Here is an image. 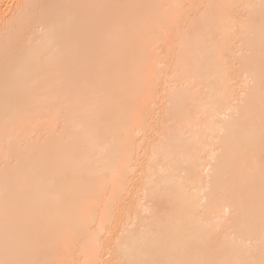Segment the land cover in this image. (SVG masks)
<instances>
[{"label": "bare ground", "instance_id": "bare-ground-1", "mask_svg": "<svg viewBox=\"0 0 264 264\" xmlns=\"http://www.w3.org/2000/svg\"><path fill=\"white\" fill-rule=\"evenodd\" d=\"M32 2L0 0V176L6 160L15 166L19 159L12 176L36 217L20 229V246L52 264H116L126 258L117 250L123 253L137 239L145 241L148 257L152 237L144 229L160 231L163 219L170 222L174 239L177 233L203 236L209 226L216 229L211 247L193 249L189 258L261 264V0H42L159 5L151 12L173 24H161L140 10L115 9L110 22L95 28L82 12L55 41L39 29L29 34L32 48L45 53L42 66L29 69L21 54L6 62L5 49L15 46L18 6ZM214 13L221 23L209 31L206 18ZM72 42L81 55L69 62L65 57ZM62 60L68 68L63 76L53 70ZM145 61L141 84L133 72ZM186 73L195 76L186 78ZM191 80L196 87L189 89L177 119L170 98ZM82 101L88 103L87 121L77 107ZM241 102L252 120H240L231 137H221V129L236 121L229 109ZM6 106L14 127L10 136L5 135ZM174 124L180 135L173 151H155ZM117 151L130 165L123 179L109 172ZM161 176L179 194L163 207L152 188L153 178Z\"/></svg>", "mask_w": 264, "mask_h": 264}, {"label": "snow or ice", "instance_id": "snow-or-ice-1", "mask_svg": "<svg viewBox=\"0 0 264 264\" xmlns=\"http://www.w3.org/2000/svg\"><path fill=\"white\" fill-rule=\"evenodd\" d=\"M21 11L18 13L19 24L14 27L15 46L13 49H5V60L14 58L16 54H21L25 60L26 67L40 68L44 61L45 53L43 51L34 50L31 46L32 41L29 36L30 33H34L39 29L40 32L46 33L52 41H55L58 31L61 28L77 23L81 19V13L85 12L89 14L88 22L95 28H100L103 24L110 22L112 17L110 15L112 10L115 9H133L140 10L148 14L149 18L158 20L161 24L172 25L166 16H161L158 13L151 12V10L157 9L161 6L150 4H75V5H54L42 0H33L32 3L18 6ZM170 7L180 9L182 5H172ZM208 7H223V6H208ZM260 7L264 10V0H261ZM53 10H58L53 15ZM178 23V21H176ZM221 23V16L219 13L210 14L206 18V24L209 31L218 27ZM264 38V34H262ZM81 51L79 45L76 42L69 44L66 51V59L71 62L72 59L79 57ZM5 69L7 71L8 65L6 63ZM147 69V61L144 64L134 69L133 75L138 83L142 84L144 79L145 70ZM56 73L63 76L68 70L67 65L62 60L53 69ZM188 76H195V73H186ZM196 80H191L190 83L185 84L182 89L178 90L170 98L172 103L177 107V119L182 116V108L184 104V98L188 94L190 88L196 87ZM69 89L72 88V83H68ZM26 82L22 85V89H26ZM262 89H264V82H262ZM79 108V114L83 121L91 119L88 111L87 101H82L77 104ZM10 109L5 108V135L10 136L14 131L13 121L9 119L8 113ZM20 109H17V114L20 113ZM235 111L236 121H230L224 128L221 129V137H231L235 130L236 124L240 120H252L246 106L243 102L233 110ZM130 116H134V110L130 111ZM180 135L179 128L174 124L171 132L168 134L167 139L162 144L156 145L155 151H160L167 148L168 151H173L175 146V139ZM259 135L262 152H264V104H262L260 119H259ZM11 154V149H8ZM185 162L180 160L179 163ZM19 159L17 164L11 166L6 160L5 167L2 176H0V264H52V262L42 260L38 258L32 251L26 250L20 246L17 240L20 229L29 222L35 223L36 217L34 216L32 206L27 199L20 197V189L13 179L11 169L13 167H19ZM152 166L151 163L149 165ZM130 167L127 162V158L122 152H115L113 160L111 162L109 172L111 177H121L123 179L127 175V169ZM264 172V169H262ZM239 180V177L237 178ZM152 188L154 195L158 198V201L163 207L166 202H172L179 198V194L175 192L172 187L167 183L164 176L159 179L153 178ZM227 195V190L225 191ZM114 198V197H113ZM110 198V199H113ZM84 210V205H81L77 209L76 215L79 217L81 211ZM260 210L262 219H264V180H262L260 190ZM169 221H161V229L156 232L151 227L144 229V234L152 237V244L147 249L148 257H145V241L137 239L131 246L123 253L118 249L117 255H125V259L117 260L116 264H252V262L246 259L219 261L215 259H193L189 258V254L193 249L200 246L210 248L213 243V234L216 229L209 226L207 233L203 236H196L191 234L180 235L176 234V238H173L171 231L168 228ZM63 238L61 233L58 237ZM93 243L97 249H100L101 244L98 237L93 238ZM93 264H100L98 261H94ZM111 264V262H109ZM264 264V260L261 261Z\"/></svg>", "mask_w": 264, "mask_h": 264}]
</instances>
